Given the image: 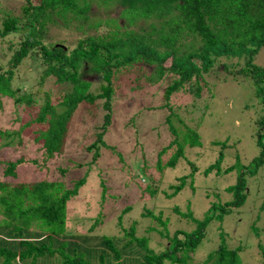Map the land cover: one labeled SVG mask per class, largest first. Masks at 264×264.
Returning a JSON list of instances; mask_svg holds the SVG:
<instances>
[{"label": "trees", "instance_id": "1", "mask_svg": "<svg viewBox=\"0 0 264 264\" xmlns=\"http://www.w3.org/2000/svg\"><path fill=\"white\" fill-rule=\"evenodd\" d=\"M95 2L105 8V18L90 19L88 12ZM55 17L63 20L65 26L76 20L87 30L105 26L106 32L80 38L70 49L62 40L47 39L49 24L57 23ZM1 24L0 41L9 42L12 56L9 67L0 71V108L3 100L10 98L16 105L23 104V112L18 129L0 128V264H244L241 253L246 250V242L233 237L219 222L244 204L249 177L255 176L264 165V116L255 122L260 154L248 165L222 166L225 156L221 152L215 162L200 172L202 165L188 151L202 146L199 129L209 112L207 103L212 96L204 104L197 100L204 96V89L208 88L206 75L214 66L221 64L229 73L251 80L256 95L264 103V67L254 62L264 47V0H28L21 17L7 13ZM243 57L245 65L238 68ZM25 58L39 62L42 84L54 79L56 84L71 86L62 95L50 97L46 92L42 103L36 94L14 89V69ZM91 74L100 78L96 93L91 90L93 81L88 78ZM165 75L171 81L158 106L167 110L162 123L165 128L157 129V133L162 130L161 135H168L170 140L163 146H154V149L158 147L157 173L169 172V168L179 164L187 165L192 171L179 177V183H171L172 192L167 193L154 188L149 181L140 184L145 172L151 173L144 166L143 174L137 176L141 198L124 207L110 230L114 232L95 235V226H106L110 219L102 210L89 226L91 233L74 232L67 223V203L79 194L87 176L95 175L93 169H86V175L71 188L62 180L68 169L61 168L62 159L70 147L68 131L76 109L89 104L100 113V120L92 123L89 132L92 143L87 148L94 151L93 164L99 157L101 144L115 149L107 144L105 136L113 129L115 99L122 88L132 82V91L146 90L152 94L140 83L144 79L160 86ZM186 91L193 93L195 101L178 112L170 103L171 97L186 95ZM137 118L128 120L126 127L137 131ZM176 121H180L181 129ZM156 127L152 125L150 132ZM82 133L85 135L86 131ZM24 137L40 145L44 163L49 160L56 163L54 168L60 169L62 177L57 181L45 178L27 181L20 177L23 172L19 166L29 163L22 147ZM58 157L57 162L54 158ZM30 161L36 163L37 159ZM234 168L239 170L236 182L224 189L232 199L222 201L219 194L222 191L215 192L201 217L194 216L190 198L185 199L184 206L181 202L173 204L174 213L160 207L161 194L165 199H180L196 190L201 173L221 174ZM158 174L150 175L154 186L155 182L164 184L167 179L163 173ZM107 178L97 181L103 203L108 198L119 206V201H127L128 193L137 195L132 188L123 194L110 191L108 184L119 180L114 174L110 182ZM89 190L92 191L90 187ZM124 215L131 219L129 223H125ZM176 217L181 220L177 221ZM77 221L86 223L85 218ZM214 221L219 222L214 225ZM251 232L258 242L255 255L264 264L261 238L264 230L256 227Z\"/></svg>", "mask_w": 264, "mask_h": 264}, {"label": "rangeland", "instance_id": "2", "mask_svg": "<svg viewBox=\"0 0 264 264\" xmlns=\"http://www.w3.org/2000/svg\"><path fill=\"white\" fill-rule=\"evenodd\" d=\"M27 3L28 0H0V26H2L1 22L3 19L7 17V13L21 17L23 15V7ZM92 6L93 8L88 12L91 20H95L97 17H106L104 7L97 2L93 3ZM55 18L57 23L49 24L48 26L47 39L48 41H53V39L62 40V44L70 49L74 48L80 38L106 32L105 26L87 30L84 25L80 27V23L76 20H73L69 26H65L63 20ZM11 56L12 50L9 49V42L0 41V71H5L9 67L8 63ZM233 60L235 62L238 61V59ZM245 62L246 58H241L237 67L244 66ZM254 62L264 67V47L259 50ZM238 68H235V70ZM41 70L38 61L25 58L14 69L13 88L19 89L21 93L30 92L36 94L41 101L40 103H42L46 92L50 93V97L56 94L62 95L71 86L67 83L56 84L54 79H48L42 84L39 76ZM88 78L93 81L91 90L96 93L99 89V75L91 74ZM206 78L208 88L204 89V96L201 99H196L198 103L204 104V100L212 96L210 102L207 103L209 112L207 111L199 129L202 146L189 149L188 154L190 157L194 156L196 160H199V164L202 165V167H199L200 172L210 163L215 162L221 152L225 156L222 166L229 167L234 165L233 167H235L238 163L248 165L254 157L260 154V147L255 136L257 129L255 122L264 116V103L256 95L255 87L251 80L240 74L229 73L221 64L214 66L206 75ZM162 79L163 82L160 86L147 83L144 79L143 83H140L144 85V89L149 88L148 90L152 94H147L146 90L132 91L130 88L132 82L122 88L121 94H118L115 99L113 129L105 136L107 144L114 146L115 149L105 148L101 144L99 157L93 164L94 151L87 148L92 143L89 138V132L92 130V123L100 120V113L97 108L89 104H81L76 109L68 131V146L70 145V147H68L67 153L63 155L62 159L65 165L63 164L61 168L63 166L68 167V173H64L65 178L62 180H65L66 184L71 188L76 180L86 175V169H93L95 175L93 177L88 175L87 182L80 188L79 194L67 203V215H69L67 223L73 226L72 230L74 232L91 233L89 226L93 224L97 216L99 217L98 214L102 210L106 215H109L110 219H108L106 226L97 224L94 233L95 235L99 234V236L104 232L109 233L108 231L111 230L114 223L118 220L124 207L129 203L134 204L136 199L139 200L141 198L138 196L140 193L137 188V176L143 174L144 166H148V170L151 173L146 171V175L142 177L140 184L149 181L151 186L158 188L159 191L165 190L167 193L172 192L171 187H169L171 183H179V177L192 171L187 168V165L179 164V167L169 168V172L157 173L155 150L158 147L154 149V146H163L170 140L168 135H161V131L165 128V124L162 125V123L167 110H161L158 106L164 100L162 94L171 81V77L165 75ZM192 94L186 91V95L178 94L172 96L170 100L172 107L177 109L178 112H182L187 105L193 104V101H195L192 98ZM3 102L2 108H0V128L14 131L21 124L20 118L23 112V104L16 105L13 99L10 98L4 99ZM194 115L197 116V114ZM134 116L138 117L135 122L137 131L125 125ZM148 123L149 127H147ZM175 123L181 129L180 121ZM150 125L157 126L156 130L150 132ZM161 127L162 130L158 134L157 129H161ZM82 130L86 131L85 135H83ZM130 134L132 135L130 136ZM23 141L24 145L22 147L25 148L29 163L19 166L23 172L20 177L27 179V181L42 180L44 178L57 181L58 178L62 177V172H59L60 169L54 168L56 163L50 160L44 163L43 151L39 149V144L32 140L28 141L25 137ZM68 156H70V159H68ZM33 158L37 159L36 163L30 161ZM59 158L54 159L58 162ZM200 161H204V163ZM78 163L82 165H77ZM89 164H91L90 168ZM98 168H100V173H97L99 176L96 175ZM162 173L167 177L165 183L159 184L155 182L154 186V181L150 179V175L153 177ZM113 174L119 181L110 182V176ZM204 174L201 173L197 178L196 190L189 192L187 196L184 194L180 199H175V197L165 199L166 197L161 194L162 202L160 207L168 208L170 213H174L171 211L173 204L181 202V206H184L185 199L187 198L188 200L190 198L192 202L190 206L192 205L194 216L199 218L205 213L209 202L210 204L212 203L210 199L214 198L215 192L222 191L219 192L221 199H223L222 201L232 199L231 194L226 193L224 189L236 182L239 175L237 168L229 171L223 170L221 174H216L215 172L209 173L207 176ZM106 176H108L107 180L110 182L108 184L110 191L115 190L117 193L123 194L124 190L128 191L132 188L131 191H135L137 195L128 193L127 201H119V206L113 205L112 200L108 198L103 203L101 199L102 190L97 181H100L101 177L105 178ZM88 187L92 189L91 192L90 190L88 192ZM185 191L188 192L189 190L186 189ZM144 199L147 201L148 197H144ZM263 200L264 165L259 168L255 176L249 177L248 197L244 204L226 215L223 221H214V225L218 222L222 223V226L233 237L243 239L246 242L244 248L246 250L241 253L244 264H260L259 262L263 261L255 255L258 250L256 247L258 242L251 232L256 227L264 230V209H261ZM158 203H156V206ZM156 211L158 210L156 209ZM105 214L102 216H105ZM172 215L176 216V214ZM1 217L2 215L0 214V220ZM84 218L86 223L79 224L77 220ZM123 218L125 223H129L131 220L126 215ZM176 220L180 221L181 219L176 217ZM181 223L183 224V222ZM138 233L140 234V232ZM79 237L81 236L79 235ZM261 238L264 240L263 236Z\"/></svg>", "mask_w": 264, "mask_h": 264}]
</instances>
